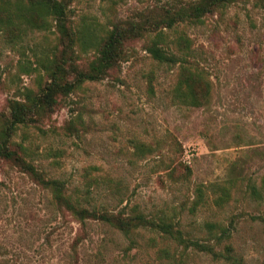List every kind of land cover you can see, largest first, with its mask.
Returning a JSON list of instances; mask_svg holds the SVG:
<instances>
[{
    "label": "rangeland",
    "instance_id": "obj_1",
    "mask_svg": "<svg viewBox=\"0 0 264 264\" xmlns=\"http://www.w3.org/2000/svg\"><path fill=\"white\" fill-rule=\"evenodd\" d=\"M172 1L73 0L71 25L80 42H89L85 50L74 45L76 62L87 65L93 43L112 23L141 21ZM164 32L163 45L178 62L153 59L146 38L128 40L117 69L58 97L47 116L19 126L13 140L88 209H136L222 253L231 245L242 264H264V0L235 2L201 23ZM180 36L189 39L182 51ZM54 42L49 31L23 29L14 38L0 31V119L9 99L37 86V59ZM182 64L209 85L200 106L176 97ZM173 165L188 167L189 175L172 179ZM0 264L238 263L184 248L157 230L125 235L99 220L82 224L0 159Z\"/></svg>",
    "mask_w": 264,
    "mask_h": 264
},
{
    "label": "trees",
    "instance_id": "obj_2",
    "mask_svg": "<svg viewBox=\"0 0 264 264\" xmlns=\"http://www.w3.org/2000/svg\"><path fill=\"white\" fill-rule=\"evenodd\" d=\"M73 0H0V31L11 38L20 35L23 29L30 31H49L55 42L46 56H41L43 74H38L39 81L35 88L25 87L19 97L8 100L7 114L0 119V159L7 160L26 173L36 184L51 193L53 202L69 211L82 224L93 219L107 223L125 235L134 233L138 228H148L163 232L184 248L193 246L200 251L211 253L216 258H224L233 263L242 264L231 252V245L225 246L224 253L217 251L214 244L192 240L183 236L172 222L156 221L133 209L131 213L122 211L88 209L71 199L65 192L64 183L48 177L39 167L31 162L28 148L22 142L13 140L19 126L36 125L41 118L50 113L58 97L69 95L81 88L86 81H98L106 78L117 69L126 55V42L136 38H146V50L159 63L173 64L179 57L167 50L165 28H173L178 23H201L204 17L215 12H222L228 5L246 0H173L168 7L159 9L141 21H121L112 23L104 35L93 43V57L85 67L75 60L78 54L74 45L79 36L70 22V4ZM79 43L81 49L89 44L84 38ZM176 48L182 51L189 46V39L180 36L175 41ZM184 45V47H182ZM49 54V55H48ZM182 66H184L182 64ZM204 81L200 86L199 83ZM185 83L183 87L182 83ZM208 83L204 78L187 66L181 68V80L175 87L176 97L181 103L200 106L206 100ZM142 146V145H141ZM173 165L168 175L174 179L186 178L189 168L180 170ZM257 192L255 187H252ZM201 195L200 188L197 189ZM226 193V190H223ZM220 238V237H219Z\"/></svg>",
    "mask_w": 264,
    "mask_h": 264
}]
</instances>
